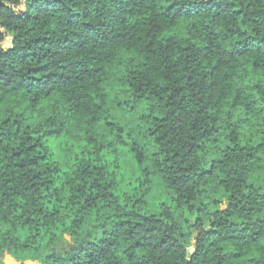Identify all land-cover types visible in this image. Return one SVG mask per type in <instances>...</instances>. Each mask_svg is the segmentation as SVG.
I'll return each instance as SVG.
<instances>
[{"label": "trees", "instance_id": "1", "mask_svg": "<svg viewBox=\"0 0 264 264\" xmlns=\"http://www.w3.org/2000/svg\"><path fill=\"white\" fill-rule=\"evenodd\" d=\"M62 136L83 146L68 171ZM123 146L129 192L106 156ZM34 250L264 264V0H0V264Z\"/></svg>", "mask_w": 264, "mask_h": 264}, {"label": "rangeland", "instance_id": "2", "mask_svg": "<svg viewBox=\"0 0 264 264\" xmlns=\"http://www.w3.org/2000/svg\"><path fill=\"white\" fill-rule=\"evenodd\" d=\"M5 46L9 45V40L7 39L4 43ZM47 145L51 149L53 157L57 160L63 171H68L70 167L74 164L77 155L81 154L83 146L81 143L72 141L67 136H62L59 138L49 139ZM108 161L114 166L118 171L120 176V187H123L124 191H131L136 188L139 181L142 180L141 173L138 169L136 161L133 154L126 147H119L117 152L106 153ZM169 201L167 192L161 181L155 180L153 184L152 192L149 196V203L153 206ZM65 228L64 222L58 225L59 229ZM185 232L189 234L188 245L192 248L194 245V238L196 237V231H190L188 226H185ZM40 241L44 244L46 242V237L41 230ZM62 241L65 244H72L73 237L70 234H62ZM41 250H34L27 254H17L9 253L2 258V264H42V254Z\"/></svg>", "mask_w": 264, "mask_h": 264}]
</instances>
